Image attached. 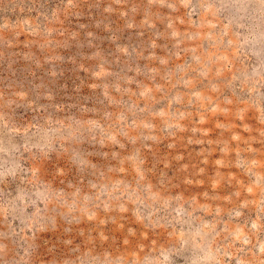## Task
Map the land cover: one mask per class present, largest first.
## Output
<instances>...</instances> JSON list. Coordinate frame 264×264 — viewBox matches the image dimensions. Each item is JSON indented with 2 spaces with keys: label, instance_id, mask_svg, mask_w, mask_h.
I'll use <instances>...</instances> for the list:
<instances>
[{
  "label": "rangeland",
  "instance_id": "obj_1",
  "mask_svg": "<svg viewBox=\"0 0 264 264\" xmlns=\"http://www.w3.org/2000/svg\"><path fill=\"white\" fill-rule=\"evenodd\" d=\"M0 264H264V0H0Z\"/></svg>",
  "mask_w": 264,
  "mask_h": 264
}]
</instances>
